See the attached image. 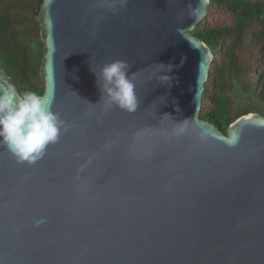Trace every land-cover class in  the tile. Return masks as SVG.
I'll list each match as a JSON object with an SVG mask.
<instances>
[{"label": "water", "instance_id": "95a60500", "mask_svg": "<svg viewBox=\"0 0 264 264\" xmlns=\"http://www.w3.org/2000/svg\"><path fill=\"white\" fill-rule=\"evenodd\" d=\"M210 4L43 0V95L67 131L31 165L0 147V264H264V116L200 118ZM114 60L133 114L100 103L90 68Z\"/></svg>", "mask_w": 264, "mask_h": 264}, {"label": "trees", "instance_id": "16d2710c", "mask_svg": "<svg viewBox=\"0 0 264 264\" xmlns=\"http://www.w3.org/2000/svg\"><path fill=\"white\" fill-rule=\"evenodd\" d=\"M191 34L214 54L200 118L224 134L240 117L264 116V0H210ZM43 0H0V67L20 95L45 93L39 12Z\"/></svg>", "mask_w": 264, "mask_h": 264}, {"label": "clouds", "instance_id": "9594fccd", "mask_svg": "<svg viewBox=\"0 0 264 264\" xmlns=\"http://www.w3.org/2000/svg\"><path fill=\"white\" fill-rule=\"evenodd\" d=\"M127 2L120 0L122 6ZM130 68L125 60L107 63L98 73L90 68L101 93L100 103L106 98L109 107L115 106L129 114L137 111L135 74L130 75ZM62 131H67L66 122L52 110L42 93L25 91L20 95L14 89L0 92V147L10 152L18 163L31 165L41 160L48 147L59 142Z\"/></svg>", "mask_w": 264, "mask_h": 264}]
</instances>
